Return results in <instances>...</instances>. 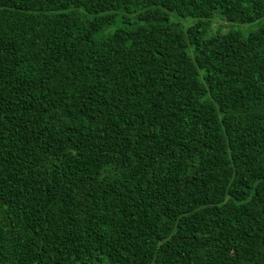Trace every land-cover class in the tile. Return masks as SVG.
Returning <instances> with one entry per match:
<instances>
[{
	"label": "trees",
	"instance_id": "trees-1",
	"mask_svg": "<svg viewBox=\"0 0 264 264\" xmlns=\"http://www.w3.org/2000/svg\"><path fill=\"white\" fill-rule=\"evenodd\" d=\"M0 264H264V0H0Z\"/></svg>",
	"mask_w": 264,
	"mask_h": 264
},
{
	"label": "rangeland",
	"instance_id": "rangeland-1",
	"mask_svg": "<svg viewBox=\"0 0 264 264\" xmlns=\"http://www.w3.org/2000/svg\"><path fill=\"white\" fill-rule=\"evenodd\" d=\"M221 20L218 16H215L213 19H212V23L215 24V23H218V21ZM263 21V18L261 19H258L254 22H250V23H227V25L230 26V28H233L235 30H238L239 32H241L243 35H246L249 31H252L254 29H256L260 24L261 22ZM225 23V21L221 20V23ZM183 26H186L187 24L190 23V21L188 20H184L181 22Z\"/></svg>",
	"mask_w": 264,
	"mask_h": 264
}]
</instances>
